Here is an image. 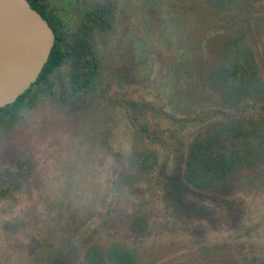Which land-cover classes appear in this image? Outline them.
I'll return each instance as SVG.
<instances>
[{
  "label": "rangeland",
  "instance_id": "rangeland-1",
  "mask_svg": "<svg viewBox=\"0 0 264 264\" xmlns=\"http://www.w3.org/2000/svg\"><path fill=\"white\" fill-rule=\"evenodd\" d=\"M64 28L95 25V81L69 94V63L0 128V264H92L114 244L134 264H264V98L225 100L217 69L242 35L264 81V0H48ZM258 132L261 158L201 191L182 171L218 124ZM153 155L144 169V154ZM10 188H6V186ZM187 189V190H186Z\"/></svg>",
  "mask_w": 264,
  "mask_h": 264
},
{
  "label": "trees",
  "instance_id": "trees-1",
  "mask_svg": "<svg viewBox=\"0 0 264 264\" xmlns=\"http://www.w3.org/2000/svg\"><path fill=\"white\" fill-rule=\"evenodd\" d=\"M49 24L54 32V44L47 61L35 82L11 104L0 108V128L8 125L17 113L32 103L39 91L51 90V75L64 61L69 63L68 91L78 96L91 89L97 72V57L91 37L95 25L110 26L109 3L90 10L75 30H66L48 0H27ZM224 59L217 74L225 90V100L238 105L242 110L246 103H240L242 96L264 98V81L257 73L252 49L240 34L228 39L224 49ZM258 132L247 130L240 122L218 124L190 142L185 166L182 171L184 182L201 191L216 185H223L232 179L240 169L252 166L261 158L262 151L256 143ZM153 155L146 153L142 167H151ZM24 170L18 164L11 170L0 173L2 181L15 183ZM10 188V186H6ZM187 190V189H186ZM101 251L94 247L88 252L89 262L102 264ZM109 264H134V254L128 248L114 244L106 252Z\"/></svg>",
  "mask_w": 264,
  "mask_h": 264
},
{
  "label": "water",
  "instance_id": "water-1",
  "mask_svg": "<svg viewBox=\"0 0 264 264\" xmlns=\"http://www.w3.org/2000/svg\"><path fill=\"white\" fill-rule=\"evenodd\" d=\"M54 32L27 0H0V108L36 81Z\"/></svg>",
  "mask_w": 264,
  "mask_h": 264
}]
</instances>
